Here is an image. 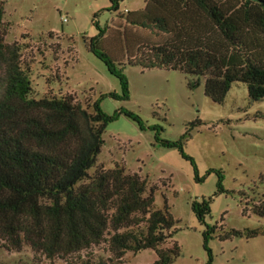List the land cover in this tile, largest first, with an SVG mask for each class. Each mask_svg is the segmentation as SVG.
<instances>
[{
    "label": "trees",
    "instance_id": "trees-1",
    "mask_svg": "<svg viewBox=\"0 0 264 264\" xmlns=\"http://www.w3.org/2000/svg\"><path fill=\"white\" fill-rule=\"evenodd\" d=\"M116 20L98 35L84 39L87 50L117 78L121 94L115 101L130 100L125 69L175 71L189 77L195 90L204 80L205 95L223 104L233 84L247 86L253 102L264 99V0H147L139 12L120 13L119 2L110 0ZM4 4L0 3V241L8 252L29 247L48 260L67 259L108 243L111 257L82 264H121L128 252L151 250L152 264H173L180 248L162 246L175 235L177 221L166 205L154 207L147 180L126 172L96 168L104 134L121 116L147 128L135 113L120 109L107 115L101 100L86 106L72 96L31 98L32 83L21 62L17 44L5 42ZM97 16H94V20ZM160 145L177 149L189 161L198 182V169L180 141L160 139ZM95 170L91 175V171ZM218 176V194L225 176ZM264 184V176L261 177ZM256 193L255 191H253ZM246 197L245 193H240ZM259 196L258 193H256ZM212 199L192 203V212L207 227L203 246L213 263L209 242L217 226L206 223ZM264 219V191L244 208ZM172 230H174L172 233ZM259 230L231 231L221 239L260 235ZM1 264V263H0Z\"/></svg>",
    "mask_w": 264,
    "mask_h": 264
},
{
    "label": "rangeland",
    "instance_id": "rangeland-1",
    "mask_svg": "<svg viewBox=\"0 0 264 264\" xmlns=\"http://www.w3.org/2000/svg\"><path fill=\"white\" fill-rule=\"evenodd\" d=\"M116 1L120 13L139 12L144 2ZM0 3L4 4L5 42L17 44L21 50V62L32 83L31 98L72 96L86 106L88 101L104 97L101 108L107 115L124 109L137 114L145 123V131L125 116L110 124L96 168L123 167L128 173L138 174L147 180L148 194L153 191L154 207H169L178 222V232L162 248L179 246L180 254L173 264L208 263L203 246L207 227L192 212V203L203 198L212 199L206 223L217 226L209 242L212 264H264V219L252 215L250 207L246 215L243 213L245 206L264 191V99L253 102L247 86L236 83L224 103L216 104L206 97L203 79L197 89L191 90L190 78L179 72L127 67L124 72L129 80L130 100H112L105 96L121 94L120 82L87 50L84 42L98 35L93 21L105 29L117 19L110 9V0ZM153 127L162 129L163 141L177 142L187 135L184 151L195 161L203 181L196 180L192 164L177 149L160 145L157 132L150 129ZM211 170L223 172L224 188L229 194L217 193L218 176L208 175ZM233 230L262 233L252 239H221ZM110 257L108 243L67 259L48 260L35 255L29 247L8 252L0 241L1 264H82L87 258L98 261ZM156 260L151 250L128 252L121 264H152Z\"/></svg>",
    "mask_w": 264,
    "mask_h": 264
},
{
    "label": "crops",
    "instance_id": "crops-1",
    "mask_svg": "<svg viewBox=\"0 0 264 264\" xmlns=\"http://www.w3.org/2000/svg\"><path fill=\"white\" fill-rule=\"evenodd\" d=\"M146 1H147V0H144V2H143V4H142L143 6H139V7H141V8L139 9V11L143 9V7H144Z\"/></svg>",
    "mask_w": 264,
    "mask_h": 264
},
{
    "label": "built area",
    "instance_id": "built-area-1",
    "mask_svg": "<svg viewBox=\"0 0 264 264\" xmlns=\"http://www.w3.org/2000/svg\"><path fill=\"white\" fill-rule=\"evenodd\" d=\"M65 22H66V20H65Z\"/></svg>",
    "mask_w": 264,
    "mask_h": 264
}]
</instances>
